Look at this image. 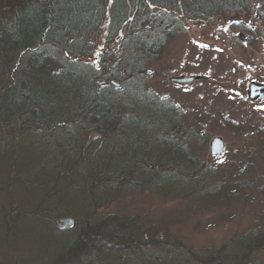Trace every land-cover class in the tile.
Masks as SVG:
<instances>
[{
    "label": "trees",
    "instance_id": "16d2710c",
    "mask_svg": "<svg viewBox=\"0 0 264 264\" xmlns=\"http://www.w3.org/2000/svg\"><path fill=\"white\" fill-rule=\"evenodd\" d=\"M253 1L0 0V178L1 163L7 159L6 154H1V146L6 153L7 148L14 146L24 148V135L18 132L27 130L35 142L41 139L49 146H54L53 139L49 141L50 134L64 135L71 141V146L65 144L62 148L64 160L57 164L35 160L20 166L19 172L28 174L22 182L25 186L31 182V190L39 197V218L52 208L60 214L59 218H70L75 224L77 216L63 213L65 206L60 207L63 198L59 193L63 183L72 186L78 181L90 194L91 202H87L92 208L98 206L100 197L134 191H148L166 199L214 197L209 185L216 174L205 169L186 144L177 140V132L167 133L180 121L176 114L179 111L172 109L167 114L165 108L157 105L160 100L150 101L153 96L145 92L139 74L146 63L158 61L166 42L178 33L175 16L190 22H207L222 13L251 10ZM258 3L264 7V0ZM260 15L264 17V12ZM105 28L108 42L120 36L125 41L119 54L105 64L99 63L100 71L87 67L85 60L94 56L99 33ZM99 78L114 80L121 87L99 88ZM92 130L100 137L94 138ZM147 137L149 142L144 140ZM100 138L105 142L113 138L117 147L111 145L110 154L100 156L106 147L98 145ZM74 143L79 146L72 147ZM154 143L163 148L156 158L151 157L156 155ZM73 148L71 154L69 150ZM24 149L21 152L27 154ZM73 160L75 164L69 166ZM177 177L181 185L176 184ZM181 189L180 196L173 197L175 190ZM50 222L53 230L62 232L51 219ZM97 226L93 231L82 229L76 236L74 227L68 229L67 234L72 235L63 239L66 247L56 254L57 264L66 258L63 253L74 250L78 239L83 243L84 254L82 259L78 256V262L71 263L69 259L68 264H81L82 260L84 264L87 258L88 264H257L260 254L255 253L264 244V235L256 232L237 242L229 241L203 261L199 257L192 259L187 251L189 256H185L175 242L169 241L163 246L149 243L151 253L147 254L142 242L129 238L128 233L113 245L99 242L97 246L94 241L86 244L83 237L91 240L89 237L96 239L100 235ZM121 242L126 249L120 247ZM131 246L135 248L131 250ZM137 248L143 251L141 255H136ZM158 248L162 249L159 254ZM101 257L109 261L103 263Z\"/></svg>",
    "mask_w": 264,
    "mask_h": 264
},
{
    "label": "rangeland",
    "instance_id": "374dc122",
    "mask_svg": "<svg viewBox=\"0 0 264 264\" xmlns=\"http://www.w3.org/2000/svg\"><path fill=\"white\" fill-rule=\"evenodd\" d=\"M253 3L251 10L240 14L222 13L207 22H190L175 16L173 22L177 23L178 33L166 42L158 61L146 63L139 74L145 92L153 96L150 101L160 100L157 105L165 108L167 114L168 110L179 111L175 113L180 121L175 122V129L167 133L177 132V140L186 144L205 169L216 174L209 185L215 192L214 197L166 199L160 194L134 191L106 199L100 197L98 206L92 208L87 202H91L90 194L81 182L72 186L63 183V191L59 193L63 198L60 207L65 206L63 213L78 218L73 223V236L82 229L93 231L98 225L96 232H101L100 235L96 239L89 237L91 240L83 237L86 244L94 241L97 246L101 242L113 245L115 240L118 242V238L121 240L123 234L128 233L129 238L142 242L147 254L151 253L149 243L163 246V242L169 241L175 242L184 254L187 251L192 259L199 257L205 261L229 241L237 242L256 232L264 235V104L254 103L248 97L252 83L264 85V17L260 15L264 7L258 0ZM99 34L94 56L85 60L87 67L96 69L99 63L105 64L119 54L125 41L121 36L112 43L105 40L106 28ZM148 70L152 73L148 74ZM176 77H193L196 81L181 87L170 81ZM26 131L18 132L24 135L21 144L26 149L14 146L7 148L6 153L1 146V154H6L7 159L1 163L0 264H57L56 254L62 253L65 240L72 235L66 232L71 227L61 229L58 222L68 218H59L60 214L54 213L52 208L46 210V216L39 218V197L31 190V182L27 186L22 182L28 174H21L19 170L22 164L35 160L59 163L64 160L62 148L65 144L71 146V141L63 138L64 135L50 134L49 141L52 138L54 146H49L41 139L35 142L36 138L28 136ZM92 136L100 137L94 130ZM215 138H221L225 144L220 159L211 155V142ZM112 139L105 142L100 138L98 145L106 146L100 156L106 155L111 145L117 147ZM144 140L149 142L148 137ZM78 146L72 144L74 148ZM74 148L69 150L71 154ZM154 149L156 155L151 157L156 158L163 148L154 143ZM69 163V166L75 164L74 160ZM176 184H182L178 177ZM182 192V189L175 190L173 197ZM56 201L61 204L59 198ZM50 219L62 232L53 230ZM76 241L72 252L63 253L66 258L60 264H68L69 259L71 263L78 262L79 255L82 259L84 246L81 240ZM119 244L125 248L126 244ZM260 246L255 253L260 254L257 264H264V244ZM161 250L158 248L157 254ZM135 252L138 256L143 251L139 252L137 248ZM102 255L105 259L108 256ZM101 260L103 263L109 261L102 257ZM89 262L90 258H87L84 264ZM120 263L126 262L116 261V264Z\"/></svg>",
    "mask_w": 264,
    "mask_h": 264
},
{
    "label": "water",
    "instance_id": "95a60500",
    "mask_svg": "<svg viewBox=\"0 0 264 264\" xmlns=\"http://www.w3.org/2000/svg\"><path fill=\"white\" fill-rule=\"evenodd\" d=\"M150 73V72H149ZM173 84L180 85L182 87L190 85L196 81V78L189 77H179V78H172L170 80ZM101 85V83L99 84ZM111 85L113 87L118 88L119 85L116 82H112ZM249 99L254 103L263 104L264 103V85L258 83H252L249 92H248ZM225 151V146L220 138H216L211 143V155L215 156L217 159H220ZM64 227L65 225H70V223H62Z\"/></svg>",
    "mask_w": 264,
    "mask_h": 264
},
{
    "label": "bare ground",
    "instance_id": "6f19581e",
    "mask_svg": "<svg viewBox=\"0 0 264 264\" xmlns=\"http://www.w3.org/2000/svg\"><path fill=\"white\" fill-rule=\"evenodd\" d=\"M113 81L114 80H109V81H105V80L103 81V80H101L100 83H101V86L102 87H107V86H110Z\"/></svg>",
    "mask_w": 264,
    "mask_h": 264
}]
</instances>
